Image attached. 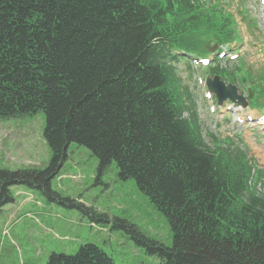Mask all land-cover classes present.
<instances>
[{"label": "trees", "instance_id": "trees-1", "mask_svg": "<svg viewBox=\"0 0 264 264\" xmlns=\"http://www.w3.org/2000/svg\"><path fill=\"white\" fill-rule=\"evenodd\" d=\"M235 36L231 17L201 0H0V121L41 113L50 154L42 170H0V209L13 187L49 192L74 144L99 172L114 164L163 216L171 246L137 243L159 264H264L253 167L238 147L206 144L174 67L179 55L204 57L198 48L219 50ZM218 64L209 77L250 79ZM257 82L251 92L264 95V77ZM46 264L113 262L84 244Z\"/></svg>", "mask_w": 264, "mask_h": 264}, {"label": "rangeland", "instance_id": "rangeland-1", "mask_svg": "<svg viewBox=\"0 0 264 264\" xmlns=\"http://www.w3.org/2000/svg\"><path fill=\"white\" fill-rule=\"evenodd\" d=\"M202 1L231 17L237 42L222 51L210 42L198 48L202 58L179 55L174 66L177 77L195 103L206 144L225 142L245 151L253 167L250 187L264 196V182L255 179V172L264 170V95L247 98L251 83L264 77V3ZM215 61L239 79L243 72L250 75L246 83L238 78L234 83L241 100L216 99L211 89L214 79L206 74ZM254 98L258 108L250 105ZM43 121L41 113L0 121V170L45 168L50 154L42 137ZM66 156L49 192L42 185L37 191L22 186L10 190L13 201L0 209V264H46L52 254L70 256L84 244L102 250L113 264H159L137 243L143 238L168 248L172 235L133 181H119L114 164L99 172L89 151L74 144Z\"/></svg>", "mask_w": 264, "mask_h": 264}, {"label": "water", "instance_id": "water-1", "mask_svg": "<svg viewBox=\"0 0 264 264\" xmlns=\"http://www.w3.org/2000/svg\"><path fill=\"white\" fill-rule=\"evenodd\" d=\"M211 89L214 91L215 97L220 102L226 99H234L238 101L236 89L234 87L226 88L218 79H214L213 83H211Z\"/></svg>", "mask_w": 264, "mask_h": 264}]
</instances>
